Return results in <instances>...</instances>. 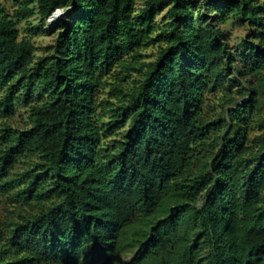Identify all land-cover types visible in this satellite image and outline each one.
I'll return each mask as SVG.
<instances>
[{"label": "trees", "instance_id": "trees-1", "mask_svg": "<svg viewBox=\"0 0 264 264\" xmlns=\"http://www.w3.org/2000/svg\"><path fill=\"white\" fill-rule=\"evenodd\" d=\"M15 1L0 264H264V0ZM58 9L37 57L18 23Z\"/></svg>", "mask_w": 264, "mask_h": 264}, {"label": "rangeland", "instance_id": "rangeland-1", "mask_svg": "<svg viewBox=\"0 0 264 264\" xmlns=\"http://www.w3.org/2000/svg\"><path fill=\"white\" fill-rule=\"evenodd\" d=\"M145 0H136V7L139 9L143 7ZM0 5L3 6L7 12L13 13L14 9L17 7L15 0H0ZM69 9H72L71 7ZM165 11L157 15V21L161 22ZM68 15V11L65 9H59L57 13L47 19V24L43 29L38 28V20L36 16L30 17L27 20L21 21L18 23V28L21 36H30L34 41L37 48V57L42 56L48 53V47L53 45L57 37V25L58 22L62 19H65ZM228 30V43L234 49L239 46L241 39L248 36V29L245 26H240L238 24L232 25L227 23L224 26ZM157 47L153 46L148 49H144L142 52L146 56V60H152L154 54L156 53ZM211 101V100H209ZM208 109V107H207ZM24 115H16L11 120L10 123L14 127H22L24 125ZM0 216H3V213L0 212Z\"/></svg>", "mask_w": 264, "mask_h": 264}, {"label": "water", "instance_id": "water-1", "mask_svg": "<svg viewBox=\"0 0 264 264\" xmlns=\"http://www.w3.org/2000/svg\"><path fill=\"white\" fill-rule=\"evenodd\" d=\"M57 11H59V9L58 10H56L51 16H53Z\"/></svg>", "mask_w": 264, "mask_h": 264}, {"label": "bare ground", "instance_id": "bare-ground-1", "mask_svg": "<svg viewBox=\"0 0 264 264\" xmlns=\"http://www.w3.org/2000/svg\"><path fill=\"white\" fill-rule=\"evenodd\" d=\"M56 13H57V12H56ZM56 13H55V14H56ZM55 14H54V15H55Z\"/></svg>", "mask_w": 264, "mask_h": 264}]
</instances>
